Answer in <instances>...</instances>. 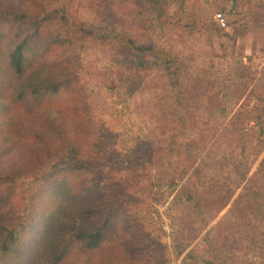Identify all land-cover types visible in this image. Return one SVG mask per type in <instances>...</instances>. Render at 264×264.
<instances>
[{
    "label": "rangeland",
    "instance_id": "obj_1",
    "mask_svg": "<svg viewBox=\"0 0 264 264\" xmlns=\"http://www.w3.org/2000/svg\"><path fill=\"white\" fill-rule=\"evenodd\" d=\"M58 1L66 5L74 20L112 24L133 39L171 46L172 52L180 54L190 65L192 74H199V78L175 106L170 101H159L161 76L153 69H130L125 72L129 77L127 82L109 89L103 82L117 81V70L115 66H110L123 62L122 56L112 44L81 39L77 46L83 68L81 73L79 71L80 80L75 88L81 90L82 99L87 96L95 108L90 125L101 148L100 154L95 150L91 154L100 157L115 154L131 156L148 140H153L154 135L179 131L181 140L194 145L189 155L196 159L193 157L188 174L203 158L218 160L225 157L239 162L248 177L258 170L264 159V0H240L237 3L240 7L234 15L220 9L224 6L231 10L234 4L229 0H182L183 15L177 12L178 2L165 0L166 13L173 15L172 20L168 16L162 20L156 19L141 0ZM45 2L0 0V11L22 10L36 14L45 6L51 8L57 5L55 0H48V5ZM122 4L128 6L122 7ZM251 9L253 15L248 14ZM218 13L223 15L224 25L217 21ZM181 19L183 22L189 19L191 27L184 30L183 26L177 25L175 20L179 22ZM32 31L27 25L21 34ZM44 44H38L37 53L42 51ZM137 81L148 82V88L145 91L136 89L134 83ZM11 84V78L8 81L7 77L1 76L0 69V175L8 178L0 182V264H48L45 256L53 230L56 235L52 227L54 209L50 205L48 193L38 201L36 211L29 217L11 251L7 254L1 252L7 230L17 225L21 210H28L36 201H30L29 205L27 193L23 192V182L12 178L20 173L37 171L34 158L40 150L33 138L26 137V134L41 132L44 128L42 122L46 120L56 121L67 129L71 127L72 119L58 113L55 107L38 108L40 115L38 110L32 109V104H27L29 102L16 103L15 92L11 93L9 89ZM57 100L53 103L58 108L68 98ZM182 113L186 121L181 119ZM174 115L179 122L171 124ZM184 124L185 130L180 129ZM160 157L162 160L154 159L158 165H146L145 173L151 182L141 187H147L148 191L142 202L132 208L128 206V213L122 223L129 226L130 234L146 236L141 242L138 239L135 241L141 250L144 248L137 257L143 258L146 264H180V258H175L171 249L173 224L179 221V214L173 204L176 191L164 186L159 188L161 180L157 167L166 169L170 166L167 159L163 156L157 158ZM229 173L228 168H212L204 173L205 182L212 190H217L219 186L214 182L231 181ZM200 182L204 184L203 179ZM238 193L237 190L221 210L220 207L215 209L219 213L207 215L206 229L201 230L191 246L207 248L201 239L203 234L227 214ZM230 224L227 222L222 225L218 234L212 236L224 252L234 254L236 248L241 254L239 259L250 258V253L242 251V243H237L233 233L232 237L230 235V238L225 239L230 233L227 229ZM166 259L167 262H163ZM79 264L95 263L81 259Z\"/></svg>",
    "mask_w": 264,
    "mask_h": 264
},
{
    "label": "trees",
    "instance_id": "obj_2",
    "mask_svg": "<svg viewBox=\"0 0 264 264\" xmlns=\"http://www.w3.org/2000/svg\"><path fill=\"white\" fill-rule=\"evenodd\" d=\"M55 1L57 5L51 8L45 6L36 14L22 10L0 11L1 76L7 77L8 81L11 78L9 89L11 93L15 92V102H29L27 104H32V109L36 110L55 107L58 113L72 119L71 127L67 129L56 121L46 120L42 122L44 128L41 132L26 134V137L33 138L40 150L34 158L37 171L20 173L11 178L23 182V192L27 193L29 205L30 201H36L28 210L22 209L17 216V225L7 230L1 252L7 254L11 251L29 217L36 211L38 201L48 193L54 209L52 227L56 231V235L54 230L51 235L48 253L46 256L43 254L48 264H79L81 259L95 264H146L143 258L137 257L144 248L141 250L135 242L137 239L143 241L146 236L130 234L129 226H124L122 222L128 213V206L138 205L148 191L147 187H141L151 182L145 173L146 165H158L154 159L162 160V157H157L163 156L170 166L166 169L157 167L161 180L159 188L164 186L176 191L173 204L179 221L173 224L171 249L174 257L180 258V264H264V159L250 177L239 162L225 157L218 160L203 158L188 174L194 157L189 154L194 145L181 140L179 131L154 135L153 140H148L131 156L115 154L100 157L91 154L94 150L100 154L101 148L90 125L95 108L89 98L85 96L82 99V91L75 88L80 80L79 71L81 73L83 68L77 46L81 39L112 44L122 56L123 62L110 66H115L117 70V81L103 82L109 89L127 82L126 71L130 69H153L161 76L159 101H170L175 106L199 74H192L190 65L180 54L172 52L171 46L133 39L112 24L74 20L66 5ZM141 1L156 19L168 16L172 20L173 15L166 13L165 0ZM173 1L179 3L177 12L183 15V1ZM229 1L234 4L231 10L224 6L220 9L234 15L240 7L237 5L240 0ZM48 3L46 0L45 5ZM125 4L122 7L128 6ZM248 14L253 15L252 9ZM175 21L184 30L191 27L189 19ZM27 25L33 31L22 35L21 31ZM40 42L45 43L44 48L37 53ZM148 86V82L134 83L140 91H145ZM62 97L68 100L57 108L53 102ZM183 113L180 117L186 121ZM177 120L174 115L171 124L179 122ZM185 127L184 124L180 129ZM215 167L228 168L231 181H216L214 184L219 189L212 190L205 182L204 173ZM7 179V176L0 175V182ZM237 190L239 193L227 214L203 234L201 239L207 248L191 246L201 230L206 229L207 215L219 213ZM215 209H219L218 212ZM114 217L117 223H113ZM227 222L231 223L227 225L230 233L225 239L234 235L237 243L243 245L240 252L250 253V258L239 259L241 254L236 248L234 254H229L231 252H224L218 246L212 234L217 235Z\"/></svg>",
    "mask_w": 264,
    "mask_h": 264
},
{
    "label": "built area",
    "instance_id": "obj_3",
    "mask_svg": "<svg viewBox=\"0 0 264 264\" xmlns=\"http://www.w3.org/2000/svg\"><path fill=\"white\" fill-rule=\"evenodd\" d=\"M216 19L220 23V25H224L225 20H224V17L222 14H220V13L216 14Z\"/></svg>",
    "mask_w": 264,
    "mask_h": 264
}]
</instances>
